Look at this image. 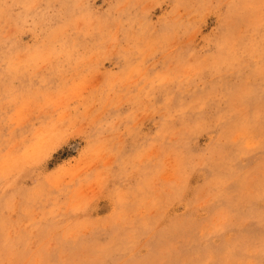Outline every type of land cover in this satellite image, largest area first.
<instances>
[{"label": "rangeland", "instance_id": "rangeland-1", "mask_svg": "<svg viewBox=\"0 0 264 264\" xmlns=\"http://www.w3.org/2000/svg\"><path fill=\"white\" fill-rule=\"evenodd\" d=\"M0 264H264V0H0Z\"/></svg>", "mask_w": 264, "mask_h": 264}]
</instances>
